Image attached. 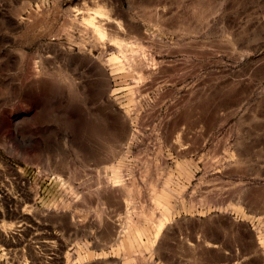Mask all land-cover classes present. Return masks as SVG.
Wrapping results in <instances>:
<instances>
[{"label":"rangeland","instance_id":"374dc122","mask_svg":"<svg viewBox=\"0 0 264 264\" xmlns=\"http://www.w3.org/2000/svg\"><path fill=\"white\" fill-rule=\"evenodd\" d=\"M0 264H264V0H0Z\"/></svg>","mask_w":264,"mask_h":264},{"label":"bare ground","instance_id":"6f19581e","mask_svg":"<svg viewBox=\"0 0 264 264\" xmlns=\"http://www.w3.org/2000/svg\"><path fill=\"white\" fill-rule=\"evenodd\" d=\"M112 23V22H111ZM113 24V23H112ZM115 26V25H114ZM114 28V27H113ZM98 29V28H97ZM103 30H101V35H105V34H103L104 32H102ZM100 32V31H99ZM116 222V221H115ZM25 231V230H24ZM19 232V231H18ZM21 232V231H20ZM6 233H8V232H6ZM46 239V238H45ZM47 245V244H46Z\"/></svg>","mask_w":264,"mask_h":264}]
</instances>
